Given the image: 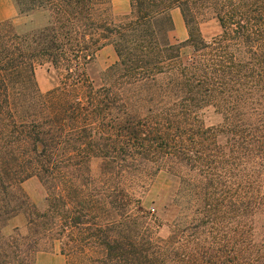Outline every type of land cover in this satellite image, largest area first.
<instances>
[{
	"label": "trees",
	"instance_id": "1",
	"mask_svg": "<svg viewBox=\"0 0 264 264\" xmlns=\"http://www.w3.org/2000/svg\"><path fill=\"white\" fill-rule=\"evenodd\" d=\"M14 2L20 15L43 12L47 21L0 22V264H34L36 252L56 242L68 264H264V0H131L120 17L112 0ZM175 7L188 30L179 43L169 37ZM204 12L223 28L211 41L199 25ZM108 44L119 60L98 85L87 68ZM185 45L195 51L189 64L181 62ZM41 62L86 89L43 92L35 76ZM144 83L138 100L171 106L126 117L128 86ZM209 105L224 124L195 118ZM162 112L164 123L156 117ZM222 126L237 155L233 199L220 208L221 175L206 161L203 194L187 181L195 186L188 211L162 238L139 182L164 157L194 152L184 144L188 133L212 139ZM94 159L101 160L97 175ZM32 177L46 188L43 208L22 188ZM20 214L25 230L7 233Z\"/></svg>",
	"mask_w": 264,
	"mask_h": 264
},
{
	"label": "rangeland",
	"instance_id": "2",
	"mask_svg": "<svg viewBox=\"0 0 264 264\" xmlns=\"http://www.w3.org/2000/svg\"><path fill=\"white\" fill-rule=\"evenodd\" d=\"M112 6L113 13L120 17L130 12L131 0H112ZM172 16L175 27L169 32L170 39L175 43L185 41L188 38V30L181 10L177 7L173 8ZM6 19H15L19 24L27 23L29 27L41 26L47 21L46 15L43 12L31 16H22L18 13L14 0H0V22ZM198 20L203 36L207 41L213 40L214 37L223 32L219 20L209 12H204V14L199 15ZM194 57V49L189 45H185L182 48L181 62L183 64H189ZM118 60L119 57L115 46L113 44L104 46L98 53L96 60L87 68L88 78L98 85L108 83L106 79L101 78V73L109 69ZM35 76L40 89L45 93L63 88L72 94H76L86 89L85 81L81 82L79 86L74 85L72 80L68 79L66 71L62 68H57L50 62L38 63L35 67ZM128 87L127 95L132 97V99L127 104L129 112H127L128 115L126 117H144L149 113V109H152L150 115L152 113L154 115L155 113H159L162 108L171 106L168 100H138L136 94L149 87L146 83L130 85ZM163 114L164 112L156 117L164 123V120L160 119V117L164 118L165 115ZM195 118L207 126H218L217 124L220 123L224 124L223 116L211 105L198 110ZM127 121L126 119V124ZM219 129H224L225 131L215 133V137L212 139L198 138L200 140H197L192 137L193 135L188 133L185 136L187 139L184 140V144L189 150L194 149V152H188V155H183L181 159H175L172 156L164 157L162 161L155 165L154 169L146 172L142 177L143 180L139 182L140 196L144 210L146 214L159 222L160 227L156 226V229L158 228V235L162 238L170 235L172 223L178 217H182L185 214L184 212L188 211L190 206L189 200L191 198L189 189L191 190L195 186L192 184L188 185L187 181H190L196 186L198 185L200 191L197 189L193 190L201 195L203 194L201 188L205 185L206 179L199 172L201 168H204L203 164L206 161L211 167H216L214 171L218 176L219 174L221 175L217 179L219 193L216 195L220 202H224L223 206L220 205V208L223 209L229 203L228 200L233 199L235 192V174L237 172V155L234 153L233 143L229 141L230 136L226 132L227 128L222 126ZM166 143L167 146L170 145L169 141H166ZM206 148L210 149L207 151L210 153L207 159L204 158ZM100 166V159H94L92 161L94 174H99ZM22 188L29 196L30 201L34 202L40 208L45 206L47 191L37 177L28 179L23 183ZM225 208L224 210H226ZM227 209L231 211L232 204ZM232 215L233 212L229 214V221H232ZM25 224L26 216L20 214L10 221L6 232H12L17 226L25 230ZM34 264H68V257L62 252L59 242H56L51 249H43L36 252Z\"/></svg>",
	"mask_w": 264,
	"mask_h": 264
}]
</instances>
